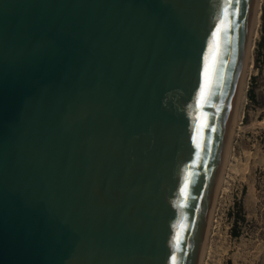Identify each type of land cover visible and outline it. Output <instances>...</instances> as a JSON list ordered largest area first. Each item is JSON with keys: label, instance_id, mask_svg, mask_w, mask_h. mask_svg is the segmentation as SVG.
I'll use <instances>...</instances> for the list:
<instances>
[{"label": "water", "instance_id": "water-1", "mask_svg": "<svg viewBox=\"0 0 264 264\" xmlns=\"http://www.w3.org/2000/svg\"><path fill=\"white\" fill-rule=\"evenodd\" d=\"M254 5L0 0V264H199Z\"/></svg>", "mask_w": 264, "mask_h": 264}, {"label": "rangeland", "instance_id": "rangeland-1", "mask_svg": "<svg viewBox=\"0 0 264 264\" xmlns=\"http://www.w3.org/2000/svg\"><path fill=\"white\" fill-rule=\"evenodd\" d=\"M234 170L220 199L207 264H264V0Z\"/></svg>", "mask_w": 264, "mask_h": 264}, {"label": "bare ground", "instance_id": "bare-ground-1", "mask_svg": "<svg viewBox=\"0 0 264 264\" xmlns=\"http://www.w3.org/2000/svg\"><path fill=\"white\" fill-rule=\"evenodd\" d=\"M260 15H261V0H255L229 140L227 144V149L223 161V166H222L213 206L208 220V225L205 233L199 264H207L211 238L217 226V214H218L220 199L222 196H224L228 188V182L231 176V172L232 170H234V164H233L234 144L237 143V139H236L237 130L243 120L244 109L246 104V92H247L248 82L251 76L252 68L254 65V48L258 34Z\"/></svg>", "mask_w": 264, "mask_h": 264}, {"label": "snow or ice", "instance_id": "snow-or-ice-1", "mask_svg": "<svg viewBox=\"0 0 264 264\" xmlns=\"http://www.w3.org/2000/svg\"><path fill=\"white\" fill-rule=\"evenodd\" d=\"M237 2H239V0H237ZM227 16H228V10L227 8H225V19L221 21V26H225V21L227 20ZM221 31V27H218L216 32L213 34V37H214V42L213 44H210V47H209V52L212 53V63L210 64L208 62L209 58L208 56H205V68H204V76H205V82H204V85L202 86L201 90H200V101L203 102L206 95L208 94V89H209V85H210V74H211V71L213 70V65L215 63V52H213V47H215L216 51H218V37H219V33ZM198 132V136H199V129L197 130ZM196 147L199 149L201 147L200 145V142H199V139L196 140ZM198 155V158H199V153L197 154ZM186 181H187V177H186ZM187 187H188V184L187 182L185 183L184 185V189L183 191L186 192L187 190ZM175 257H173V264H175Z\"/></svg>", "mask_w": 264, "mask_h": 264}]
</instances>
